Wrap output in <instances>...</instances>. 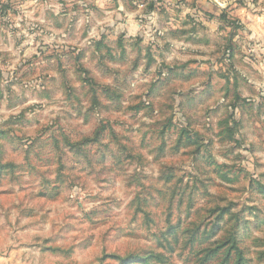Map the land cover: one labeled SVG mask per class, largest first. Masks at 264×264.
Segmentation results:
<instances>
[{"label":"rangeland","instance_id":"rangeland-1","mask_svg":"<svg viewBox=\"0 0 264 264\" xmlns=\"http://www.w3.org/2000/svg\"><path fill=\"white\" fill-rule=\"evenodd\" d=\"M0 264H264V0H0Z\"/></svg>","mask_w":264,"mask_h":264},{"label":"crops","instance_id":"crops-1","mask_svg":"<svg viewBox=\"0 0 264 264\" xmlns=\"http://www.w3.org/2000/svg\"><path fill=\"white\" fill-rule=\"evenodd\" d=\"M140 26V25H139Z\"/></svg>","mask_w":264,"mask_h":264}]
</instances>
